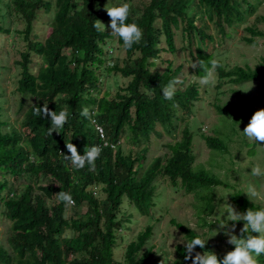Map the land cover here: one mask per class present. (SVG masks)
<instances>
[{
	"label": "trees",
	"instance_id": "1",
	"mask_svg": "<svg viewBox=\"0 0 264 264\" xmlns=\"http://www.w3.org/2000/svg\"><path fill=\"white\" fill-rule=\"evenodd\" d=\"M127 1L148 4L138 9L137 14L130 12L127 20L142 29L140 42L130 49L125 48L123 40L117 36L126 53V61L121 67L106 58L108 53L102 49L113 36L94 27L96 20L104 24L110 21L105 10L106 0H54L50 32L41 41L29 36L37 12H50L52 2L11 0L6 4L8 10L14 11L25 22L21 33L26 40V51L20 54L17 63L21 69L17 90L34 101L24 110L21 102L18 128L0 121V201L4 205L3 215L10 222L6 241L12 251L8 253L0 247V264H149L155 253L152 247L144 249V246L152 235L151 226L127 244L123 263L114 259L116 233L127 218L124 200L138 214L148 216L155 204L153 184L160 178H167L171 185H179L185 193L197 196L196 209L203 226L204 215H213L215 211L211 189L223 186L234 191V186L211 171L213 166L220 167L216 157L228 150L229 135L237 134L233 128L232 132L217 128L212 136H202L211 154L207 164L210 169L195 165L192 136L186 128L179 141L166 145L167 154L145 162L151 135L161 137L156 125L169 133L173 119L184 121L199 100L196 83L188 84L183 90L176 87L174 98L165 100L162 89L175 77L160 72L154 61L162 51L158 48L160 41L164 42L167 51L176 53L174 31L182 26L181 38L184 34L189 35L196 47L192 55L197 64L194 77L200 78L204 75L203 67L211 66L209 61L213 60L215 47L229 37L226 28L244 23L258 4L252 5L248 0ZM246 30L252 37L244 38V41L253 44L252 38L261 33L252 28ZM8 31L0 26V32ZM33 59L40 63L32 71ZM201 61L203 67L198 64ZM261 61L253 69L247 65L226 69L218 61L216 90H220L224 81L232 85L253 80L264 82V58ZM103 66L107 74H119L127 81L112 99H108L107 94L99 96L97 93L96 72ZM241 101L245 103L242 96ZM45 104L57 113L65 105L69 111L67 123L51 136L48 134L50 118L33 114L34 106ZM85 107L98 113L92 119L103 129L114 148L102 145L93 123L81 115ZM215 107L222 122H230L228 118L235 121L243 118L239 104L226 102ZM123 135L138 150L124 154L120 149ZM70 142L81 155L86 147L99 145L102 148L94 171L87 165L76 169L71 161L64 160L61 153L70 156L66 148V143ZM6 175L29 182L22 191L13 193ZM34 178L47 183L34 186ZM95 187L101 188L103 199L90 190ZM60 191L71 193L78 218L66 217L67 206L55 195ZM229 197L231 204L242 213L249 208H260L241 190L231 192ZM47 201L52 204L48 206ZM80 209L85 213L78 214ZM170 223L187 242L199 235L175 220ZM63 229L70 231L71 236L62 239ZM233 249L234 245L229 251ZM211 250L206 244L204 249L197 246L194 251ZM176 254L178 259L174 264L192 263L191 259H185V246H176ZM257 260L258 264H264V254Z\"/></svg>",
	"mask_w": 264,
	"mask_h": 264
},
{
	"label": "rangeland",
	"instance_id": "2",
	"mask_svg": "<svg viewBox=\"0 0 264 264\" xmlns=\"http://www.w3.org/2000/svg\"><path fill=\"white\" fill-rule=\"evenodd\" d=\"M9 1L11 0H0V26L9 30L8 33L0 32V121L8 122L18 128L22 115L21 102H23L24 110L33 103L34 99L22 96L17 90L21 74V69L17 63L21 59L20 54L26 51V40L23 33H21L25 29V22L14 11L7 9L6 4ZM48 1L52 2L51 11L46 13L44 10H39L37 12L29 36L32 40H44L50 32L49 23H51L54 14V0ZM248 1L255 6L258 4L255 12L246 18L244 23L227 27L229 37L215 47L213 59L220 61L226 69H231L234 66L245 67L246 65L253 69L256 65L262 63L261 58H264V0ZM118 2L119 0H106L105 10ZM123 2L132 5L130 12L134 14H137L136 11L141 9L142 6L148 4V2L140 1L129 2L123 0ZM104 25L105 31L111 34L110 21ZM180 28L182 26L174 31L176 53L173 54L167 51L164 42L160 41L158 48L160 50L162 48V51L154 62L160 72L167 76L179 78L181 83L176 85L178 89L183 90L188 84L196 83L199 100L193 105L191 115L184 121L173 119L169 133L159 124L156 125L155 129L161 133V137L151 135L147 161L145 162L155 156L162 157L167 154L166 145H172L179 141L182 130L186 128L192 136L193 152L196 158L195 165H203L209 168L207 164L210 163L211 154L202 136H212L213 131L217 128H224L227 132H232L233 128L237 134L229 135L228 150L216 157L217 163H221V165L220 167L213 166L211 171L220 180L234 186V188L232 187L234 191L241 190L250 202L264 207V177H253L251 174V169L255 165H259L264 169V144L260 145L249 140L242 132L254 112L264 108V82L253 80L244 82L241 85H232L224 81L225 83L219 91L215 88L218 81L214 86L202 85L199 82V77H194L195 68L191 66L196 63L192 58L196 47L192 45L189 35L184 34L181 38ZM246 28H252L261 33L252 38L254 40L253 44L244 41V38L252 37ZM111 36H113L111 40L107 41L102 49L106 54L108 53L106 58H110L113 63L115 62L121 67L126 61V53L122 45L118 43L117 36L113 34ZM39 63L38 59H33L30 69L33 71ZM101 68L98 72L95 71L98 78L97 88L99 91L97 93H99V96L107 94V98L112 99L127 81L119 74H107L104 66ZM237 93L241 94L245 103H242L241 96ZM216 97H218V101H215ZM226 102L239 104L243 112V118L237 121L228 118L230 122L225 120L222 122L221 115L216 110L215 105L223 106ZM3 130L6 131L5 128ZM120 144V149L124 154L129 153L130 150H138L137 146L132 144L125 135L121 137ZM5 179L8 181L13 193L22 191L26 183L29 182L24 178L14 179L9 175H6ZM32 183L34 186H38L46 184L47 181L43 182L40 179L37 181L34 178ZM251 184L256 185L261 190V198L247 196V187ZM153 186L155 189L153 198L155 204L148 216H141L132 206L129 207L124 200V214L127 218L121 222V230L116 233L115 260L123 263L127 244L134 241L137 235L143 232L144 228L151 226L152 235L144 246V249L152 247L155 253L149 264H174V261L178 259L176 246H185L187 240L170 223L171 220L195 230L207 242L206 244L211 246V251L215 252L217 256H224L230 250L232 245L228 243L229 237L226 232L233 222H229L227 228L220 227L221 223L228 220L227 204L232 206L229 194L234 191L230 187L216 186L211 189L215 211L213 215H204L206 222L201 226L202 222L196 209L197 196L194 193H185L179 185H171L167 178H160L154 182ZM90 190L100 200L104 198L100 187ZM51 204V201H47L48 206ZM233 207L240 212L237 207ZM76 212L74 205L67 206L66 217L76 219L79 217ZM81 212L84 214L85 210L80 209L78 214ZM3 213L4 205L0 201V247L11 253V248L6 241L10 233V222ZM235 223L236 228L232 234L237 235L239 238L240 229L243 228L244 222ZM70 236V231L63 229L61 238L65 239ZM195 252L198 251L193 252V257Z\"/></svg>",
	"mask_w": 264,
	"mask_h": 264
},
{
	"label": "clouds",
	"instance_id": "3",
	"mask_svg": "<svg viewBox=\"0 0 264 264\" xmlns=\"http://www.w3.org/2000/svg\"><path fill=\"white\" fill-rule=\"evenodd\" d=\"M131 7L130 3L119 0L114 6L106 8L107 14L110 17L111 34L122 39L124 47L129 49L133 44L139 43L143 37V31L137 23H127ZM94 27L99 31H105V25L100 20H96ZM209 63L210 67H203V62H198L204 71V75L199 78V82L202 85L214 86L217 81L216 69L220 67V64L215 59L209 61ZM191 66L195 68L197 64L193 63ZM179 83H181L179 78H173L162 89L165 100H172L174 98L176 85ZM33 114L36 116L43 114L44 117L50 118L51 127L48 129L50 136L53 132L58 133L57 129L63 128L69 118L67 105L59 113L50 110L47 104L43 105V107L34 106ZM81 115L88 118L90 122L95 123L92 118L98 115V113L95 111L90 112L85 107ZM97 128L99 129V125H97ZM242 132L249 140L260 145L264 144V108L254 112ZM66 148L70 156L61 153L65 161H71V164L76 169H83L87 165L90 171L95 170V161L100 157L102 152V148L99 145H94L90 148L86 147L83 155L78 152L76 145L71 142L66 143ZM251 174L253 177H264V169L259 165H255L251 169ZM246 194L250 198H261V190L254 184L247 187ZM55 195L57 200L64 202L66 206L75 204L70 192L60 191ZM226 213L228 220L221 223L220 227L227 228L229 222H233L226 235L229 237L228 243L234 245V249L228 251L223 259L218 258L217 254L213 251L195 252L193 257L196 247L199 246L200 249H204L207 243L201 236L197 235L185 244L186 260L191 259L192 264H258L257 257L264 254V207L255 210L249 208L246 212L241 213L236 211L233 205L227 204ZM240 221L244 222V226L240 229L241 235L238 238L237 235L232 233L236 228L235 222ZM252 233L258 235H252Z\"/></svg>",
	"mask_w": 264,
	"mask_h": 264
},
{
	"label": "built area",
	"instance_id": "4",
	"mask_svg": "<svg viewBox=\"0 0 264 264\" xmlns=\"http://www.w3.org/2000/svg\"><path fill=\"white\" fill-rule=\"evenodd\" d=\"M95 121V120H94ZM93 125L95 126V129L97 131V134L99 135L102 145L105 146H110L111 148H114L115 145L112 144L111 142L107 141V138L105 137L104 133H103V129L99 126V129L97 128V122L95 121V123H93Z\"/></svg>",
	"mask_w": 264,
	"mask_h": 264
}]
</instances>
